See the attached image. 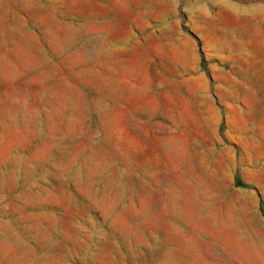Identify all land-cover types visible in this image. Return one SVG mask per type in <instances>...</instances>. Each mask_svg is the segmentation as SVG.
I'll return each mask as SVG.
<instances>
[{"label": "rangeland", "instance_id": "374dc122", "mask_svg": "<svg viewBox=\"0 0 264 264\" xmlns=\"http://www.w3.org/2000/svg\"><path fill=\"white\" fill-rule=\"evenodd\" d=\"M0 264H264V0H0Z\"/></svg>", "mask_w": 264, "mask_h": 264}, {"label": "trees", "instance_id": "16d2710c", "mask_svg": "<svg viewBox=\"0 0 264 264\" xmlns=\"http://www.w3.org/2000/svg\"><path fill=\"white\" fill-rule=\"evenodd\" d=\"M202 54V53H201ZM205 64H206V61H204L203 57L201 59V63H200V67L201 69L204 71V72H207V69L205 68ZM238 183V182H237ZM239 184V183H238ZM239 186H243V185H239Z\"/></svg>", "mask_w": 264, "mask_h": 264}]
</instances>
